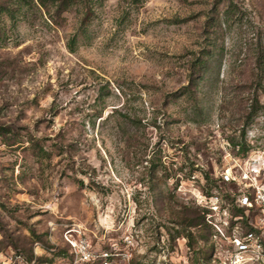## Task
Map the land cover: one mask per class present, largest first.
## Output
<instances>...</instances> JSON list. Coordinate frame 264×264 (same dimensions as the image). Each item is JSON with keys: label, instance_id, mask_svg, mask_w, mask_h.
I'll list each match as a JSON object with an SVG mask.
<instances>
[{"label": "rangeland", "instance_id": "obj_1", "mask_svg": "<svg viewBox=\"0 0 264 264\" xmlns=\"http://www.w3.org/2000/svg\"><path fill=\"white\" fill-rule=\"evenodd\" d=\"M23 3L0 0V264L70 263L68 240L129 237L136 262L158 241L197 247L214 206L245 233L264 0ZM229 167L239 185L221 184Z\"/></svg>", "mask_w": 264, "mask_h": 264}, {"label": "built area", "instance_id": "obj_2", "mask_svg": "<svg viewBox=\"0 0 264 264\" xmlns=\"http://www.w3.org/2000/svg\"><path fill=\"white\" fill-rule=\"evenodd\" d=\"M233 170L232 167L225 168L220 176L221 184H240ZM255 170L257 172L253 175L245 174L243 177L246 182L250 181L252 191H244L238 199V206L245 208L248 217L249 214L254 216L246 219L245 233H241L239 223L243 217L233 219L228 209L214 206L205 214L206 223L212 229L210 239H198L197 247L186 237L169 243L158 241L147 258L136 262L134 244L129 237L123 248L117 243L99 248L89 240H68L73 257L67 264H264V184L253 187L252 179L257 180L255 174L262 173ZM215 199L218 201L219 198ZM231 220H234L232 225ZM192 234L196 236L197 233Z\"/></svg>", "mask_w": 264, "mask_h": 264}, {"label": "trees", "instance_id": "obj_3", "mask_svg": "<svg viewBox=\"0 0 264 264\" xmlns=\"http://www.w3.org/2000/svg\"><path fill=\"white\" fill-rule=\"evenodd\" d=\"M15 1H16V4L18 5H23L24 4L23 2H25V0H15ZM64 4H68V2L65 1ZM10 13L12 14V11H10ZM242 147L243 149H245V144Z\"/></svg>", "mask_w": 264, "mask_h": 264}]
</instances>
